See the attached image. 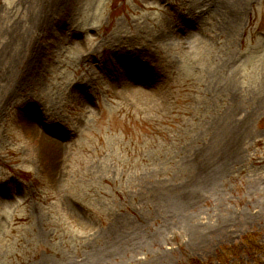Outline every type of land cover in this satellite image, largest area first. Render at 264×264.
<instances>
[{
	"label": "rangeland",
	"instance_id": "obj_1",
	"mask_svg": "<svg viewBox=\"0 0 264 264\" xmlns=\"http://www.w3.org/2000/svg\"><path fill=\"white\" fill-rule=\"evenodd\" d=\"M264 264V0H0V264Z\"/></svg>",
	"mask_w": 264,
	"mask_h": 264
},
{
	"label": "trees",
	"instance_id": "obj_2",
	"mask_svg": "<svg viewBox=\"0 0 264 264\" xmlns=\"http://www.w3.org/2000/svg\"><path fill=\"white\" fill-rule=\"evenodd\" d=\"M189 264H203V263H200V262H198L196 260H193V261L189 262Z\"/></svg>",
	"mask_w": 264,
	"mask_h": 264
}]
</instances>
